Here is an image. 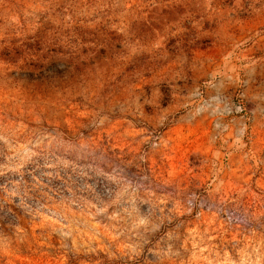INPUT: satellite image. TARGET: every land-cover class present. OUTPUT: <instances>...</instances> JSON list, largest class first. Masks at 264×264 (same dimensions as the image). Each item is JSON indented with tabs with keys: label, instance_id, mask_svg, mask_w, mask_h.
<instances>
[{
	"label": "rangeland",
	"instance_id": "1",
	"mask_svg": "<svg viewBox=\"0 0 264 264\" xmlns=\"http://www.w3.org/2000/svg\"><path fill=\"white\" fill-rule=\"evenodd\" d=\"M0 264H264V0H0Z\"/></svg>",
	"mask_w": 264,
	"mask_h": 264
}]
</instances>
